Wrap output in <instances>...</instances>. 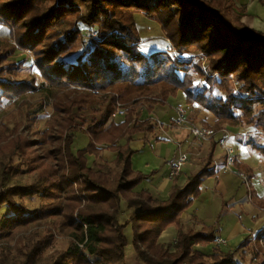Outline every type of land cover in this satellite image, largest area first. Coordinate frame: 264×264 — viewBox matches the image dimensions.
Masks as SVG:
<instances>
[{"label": "trees", "instance_id": "trees-1", "mask_svg": "<svg viewBox=\"0 0 264 264\" xmlns=\"http://www.w3.org/2000/svg\"><path fill=\"white\" fill-rule=\"evenodd\" d=\"M136 14L159 24L172 49L143 54ZM242 19L227 0H0V26L11 36L0 38V96L39 91L34 76L19 80L26 61L15 57L30 52L48 98L24 101L26 118L34 122L52 108L45 130L15 125L0 137V211H9L0 223V264H119L129 227L143 264H264V228L253 246L246 238L227 250L216 244L215 224L198 228L194 218L183 219L216 175L215 144L203 169L174 186L169 205L135 191L150 175L133 169L130 147L137 135L154 133V109L180 92L187 110L212 114L216 131L254 126L264 135V33ZM76 132L89 137L77 152ZM253 148L264 157V146ZM104 149L117 153L114 162L101 158ZM236 169L251 183L252 168ZM20 174L27 179L15 182ZM248 190L264 210V198ZM26 199L40 202L30 209ZM124 207L130 215L121 222ZM170 228L176 241L165 244ZM56 235L68 247L48 256Z\"/></svg>", "mask_w": 264, "mask_h": 264}, {"label": "crops", "instance_id": "crops-1", "mask_svg": "<svg viewBox=\"0 0 264 264\" xmlns=\"http://www.w3.org/2000/svg\"><path fill=\"white\" fill-rule=\"evenodd\" d=\"M244 4H246V7ZM244 4L242 1L241 5H244L246 9L245 13L242 14L248 27L264 31V27L259 26V28H257L255 26L256 21L259 25L263 24L264 26V0H244ZM179 95L181 94L179 93L178 96ZM178 96L176 100L179 98ZM176 100L175 98H171L167 106H157L152 114V117L156 121H161L163 123L165 120L169 121L168 125L172 128L173 135L168 133L170 130L165 128L164 123V127H157L153 134L137 135L130 144L131 149L135 151L132 157L133 169L150 175V177L143 181L135 191L141 192L143 190H148L154 198L160 200L164 205H169L173 199L174 186L182 188L190 177L197 175L203 169L208 162L211 148L215 144L216 146L214 148L210 168L215 169L216 175L213 178L206 179L202 186V195L183 215V219L188 221L190 218H194L200 222L198 228L215 224L217 228V237L226 241L222 247L227 250L237 249L246 238H250L253 241L251 245L253 246L257 233L264 228L263 221L261 225H259L263 218L261 214L264 215V213L254 206L247 188L235 190V183L238 181L236 175H238V173H244L236 169V164L240 163L252 168L250 162L255 161L256 163V161L259 160V156L264 160V157L258 151L254 148H250L247 143L242 142V138L237 137L240 130H247L244 132V134L247 133L245 137L251 134V130L244 127H237L234 128L235 134H231L229 137L224 134V131L230 128L228 127L221 131H217L216 137L211 142H199L192 137L188 128L177 129L172 127L176 118V108L185 107V105H180L182 102L176 104ZM193 108L194 109L188 110L189 117L186 112L187 119L190 122L202 124L207 127L214 126L215 118L211 113L199 106H193ZM184 109L187 111L186 108ZM174 136L176 137L174 138ZM225 138L226 146L228 148H233L235 153L234 172H231L232 170L227 168L225 163L226 152L219 144V141ZM166 139L175 141L178 145V152L175 148H173L175 149L173 152L163 146V142H165ZM149 149L152 150L151 153L148 152L150 151ZM180 152L188 154L189 162L178 176L171 179L170 170L166 163L169 161H177ZM116 157L117 153L110 152L106 149H104L101 154V158L110 163L114 162ZM254 173L256 172L254 171ZM129 215H127L126 218H128ZM196 248L203 249L201 246Z\"/></svg>", "mask_w": 264, "mask_h": 264}, {"label": "rangeland", "instance_id": "rangeland-1", "mask_svg": "<svg viewBox=\"0 0 264 264\" xmlns=\"http://www.w3.org/2000/svg\"><path fill=\"white\" fill-rule=\"evenodd\" d=\"M230 3L233 4L234 7H236L239 12L241 13H245L246 9V4H244V0H227ZM243 1V4L245 5H241ZM251 1V0H249ZM253 14V12H252ZM135 20H136V28L139 31L140 34V38L142 40V52L143 54H145L146 56H150L151 54L155 53V52H160V51H167V50H171L172 47L169 43V41L167 42V40L165 39V35L163 34L161 27L159 24H157L156 22H154L153 20H150L148 18H146L145 16L141 15V14H136L135 15ZM243 24H245L246 26L247 23L244 21V16L242 19ZM245 22V23H244ZM262 24V23H261ZM257 28H259V26H263L259 25L256 21V25ZM255 29V28H253ZM258 31H261L264 33L263 30L260 29H256ZM0 38L1 39H7L10 40L11 36H10V32L8 31V29H6L5 27H0ZM15 44V42H13ZM199 57V56H198ZM15 59L17 61L20 60H24L26 61V65L21 67L20 69V76H19V80H25L28 77H32L34 76L37 80V83L40 85V89L37 92H28L26 94H24L20 99L17 97H14L12 99H7L5 97L0 96V137L4 136V135H9L10 132L14 129L15 125H21V130L23 132H27L28 128L34 129L35 127L41 130H45L46 127V123L49 120L51 114H52V108L51 106L48 104L46 107L45 112H41L39 114V116L36 118V120L34 122H31L30 120H28L26 118V108L23 105V102H37L41 99H45L48 98V92H47V87L44 84V78L40 75V73L37 71V69L35 68L34 65V57L30 52H25L22 53V51L20 52V50H18V53L15 57ZM199 59H201V61L204 60V58H195V62H199ZM205 61V60H204ZM1 62V60H0ZM202 87V83L200 79H197L196 82V87L195 90H198ZM181 95H179L176 100V104L179 102H182L180 105L184 106V108H186V101H185V94L183 92H180ZM217 95L221 96L222 94L217 91L216 92ZM184 96V98H183ZM190 109H194L193 107H189L188 110ZM187 112V116L189 117V114ZM192 112V111H191ZM117 116H123L121 115H117ZM147 118V116L145 117ZM118 121H120L121 119L117 118ZM165 128H167L168 130H170L168 133L173 135V130L172 128L168 125L169 121L165 120ZM159 128V127H158ZM244 128H248L251 130V134L249 136L245 137V133L247 130L246 129H242L240 130V133H238L239 135L237 137L242 138V142L247 143V145L253 149V146L257 145V146H264V135L262 134L260 128L258 127H254V126H244ZM230 130V131H229ZM189 131V130H188ZM228 132L226 133L227 136L230 137V135H234L235 131L233 127H230L228 130ZM237 134V133H236ZM176 136H174L175 138ZM233 137V136H231ZM245 138V139H244ZM89 143V137L87 135H85L82 132H76L75 134V142H74V150L77 152L80 149H84L85 147H87ZM163 146L167 147L168 149H170L171 151H176L178 145L175 143V141L172 140H167L165 142H163ZM175 148V149H173ZM151 153V149H149ZM154 152V151H153ZM90 163L92 164L94 162V157H90ZM250 165H252V170L255 171L256 173H254V178L251 181V186L254 188V190H256V192L258 193V195L262 198H264V160L259 156V160L256 161H252L250 162ZM234 172V168H232V171ZM236 174V173H235ZM239 175H236L237 177V182L235 183V190H239V188H241V190H243V188H247V186L243 183V181L240 179V177H238ZM14 181L15 182H23L27 179L26 175L20 174V175H16L14 177ZM248 189V188H247ZM27 206L32 209L34 207H37L39 205L40 200H31V199H26L25 200ZM130 211L124 207L123 212L121 213V222L126 221V217L127 215H129ZM9 211L7 208H3L0 211V223L3 221V217L5 215H8ZM262 215V220L260 221L259 225H261L262 221L264 222V215ZM257 228V227H256ZM41 234H44V229L42 228L40 230ZM177 229H168V231H165L161 237V241L163 243H172L176 241V236H177ZM30 234V232L26 233L24 235V237H28V235ZM126 235L129 239V244L126 248V259L124 262H121L119 264H143L138 257L135 254L134 251V247H133V243H132V230L129 227L126 231ZM1 242V241H0ZM68 240L60 235H56V237L54 238L53 241V248L51 250H48L46 255H51L54 254L57 251H61L64 250L68 247ZM227 247V246H225ZM240 255V253H239ZM239 255L237 256V259L239 260V262H241V258L239 257ZM251 260V254H247L246 256V261L249 262Z\"/></svg>", "mask_w": 264, "mask_h": 264}, {"label": "built area", "instance_id": "built-area-1", "mask_svg": "<svg viewBox=\"0 0 264 264\" xmlns=\"http://www.w3.org/2000/svg\"><path fill=\"white\" fill-rule=\"evenodd\" d=\"M97 35V32L93 33V37ZM205 62V61H204ZM203 62V66H204ZM157 124L160 128L164 127V123L161 121H157ZM174 128L180 129V128H188L190 134L192 137H194L195 140L203 143H209L211 142L217 134V131L214 128L207 127L202 124L198 123H192L187 119L186 111L184 107H178L176 108V118L174 121L173 126ZM228 131L225 130L224 134H226ZM220 146L225 150L226 152V166L229 170H232V168L235 165V157H234V150L233 148H228L226 146V138L224 140L219 141ZM189 162V156L186 153L180 152L179 158L175 162H167L166 165L170 170V177L173 179L174 177L178 176L182 170L186 167L187 163ZM240 179L243 181V183L247 186L249 189L251 183L248 179L247 175L245 173H238ZM262 213H264V210H260ZM255 241V240H254ZM226 241H224L222 238H218L216 240L217 245H223ZM261 245L264 244V240H261Z\"/></svg>", "mask_w": 264, "mask_h": 264}, {"label": "snow or ice", "instance_id": "snow-or-ice-1", "mask_svg": "<svg viewBox=\"0 0 264 264\" xmlns=\"http://www.w3.org/2000/svg\"><path fill=\"white\" fill-rule=\"evenodd\" d=\"M0 27H2V26H0Z\"/></svg>", "mask_w": 264, "mask_h": 264}]
</instances>
